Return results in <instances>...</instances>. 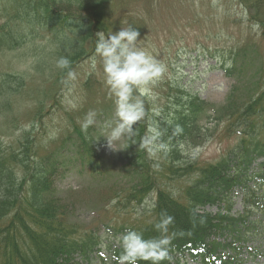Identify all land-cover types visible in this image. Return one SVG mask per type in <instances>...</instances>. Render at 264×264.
I'll list each match as a JSON object with an SVG mask.
<instances>
[{"label":"trees","instance_id":"16d2710c","mask_svg":"<svg viewBox=\"0 0 264 264\" xmlns=\"http://www.w3.org/2000/svg\"><path fill=\"white\" fill-rule=\"evenodd\" d=\"M17 2L16 19L24 22V27L48 29L51 35L59 28L60 31L62 28L72 30L71 36L61 33L56 40L59 44L55 56L70 61L68 69L58 68V75L67 74L81 59L94 52L96 32L108 33L114 28L107 11L109 0ZM254 20L264 27L263 20ZM14 36L10 30L9 33L0 31V45L12 47ZM88 39L93 42L90 51L85 45ZM233 54L229 66L223 67L226 75L235 77L224 104L211 107L194 95H184V102L172 104L169 117L165 119L166 112L161 122L164 133L161 140L166 148L156 155L150 156L147 150L139 147L147 130L155 124V116L150 102L139 96L138 90L134 92V97L143 101L145 116L134 126L135 135L123 142L121 169L136 180L120 183L110 202L115 200L114 208L119 207L122 214L129 213L135 204L141 208L130 220L103 223L107 233L103 237L98 234L99 229L80 233L72 222V206L58 197L53 186L54 176L66 164L61 155L67 149L71 152L68 164L74 165L78 160L80 166L87 165L93 173L105 171L95 159L98 146L95 126L85 132L80 124L74 123L70 135L60 139L58 150L43 154L38 152L43 139H52L44 138V126L39 132H35L33 125L28 130L22 129L13 143L3 144L0 140V264H80L74 260L76 253L85 260L90 251L103 241L109 242L110 237L111 241L120 240L118 246L108 243V252L116 264L123 254L122 235L134 230L142 233L145 239L160 236L154 225L162 213L170 216L172 222L166 233V256L159 264H170L175 255L189 250L200 256V264H236L234 256L221 258L232 243L220 242L216 236L227 231L235 237L229 236L232 240L239 239L242 237L240 229L244 232L249 222L253 229L264 227V160L258 163L256 171L248 173L250 165L264 157V61L258 53L250 57L244 54L239 59ZM256 61L260 66L252 72ZM245 70L249 71L248 75ZM22 86L20 75H0V93L14 95ZM83 86L90 99L92 81L87 79ZM181 94L176 95L177 100L184 97ZM10 111V101L0 103V112L5 117ZM201 119H213L222 125V138L236 137V142L214 162L183 157L184 148L181 147L200 139ZM12 121L16 122L14 118ZM187 176H192L191 182L181 189V196H174L175 186L169 188L170 183ZM235 186L244 192V212L238 217L230 215L231 207L227 205ZM152 192L156 196L153 205L142 206V201ZM207 204H215L221 211L214 215L198 211ZM257 208L261 209V214L250 220L249 215ZM139 264L150 262L142 260Z\"/></svg>","mask_w":264,"mask_h":264},{"label":"rangeland","instance_id":"374dc122","mask_svg":"<svg viewBox=\"0 0 264 264\" xmlns=\"http://www.w3.org/2000/svg\"><path fill=\"white\" fill-rule=\"evenodd\" d=\"M17 3V0H0V31L10 30L16 38L12 47L0 45V75L15 74L23 78L22 89L14 95L0 93V103L7 100L12 105L7 117L0 112V140L3 144L13 143L22 129L28 130L33 125L35 132H39L44 126L46 135L42 133L41 137L52 139H43L38 152H55L60 139L70 135L74 123L80 124L89 110H95L98 114L95 139L99 144L95 159L105 171L93 173L88 166L79 167V161L71 167L68 156L62 154L66 165L56 175L54 184L58 197L72 206V221L78 228L97 229L103 221L116 220L115 212L119 209L113 208L110 200L120 183L129 181L121 169V149L109 150L105 146L106 137L100 136L102 125L113 118L115 111L102 66L97 58L93 68L95 52H91L70 70L74 78H69L68 73L58 75L56 40L61 33L71 36L72 30L59 28L51 35L48 29L26 28L24 22L16 19ZM107 11L114 22L109 32L134 25L140 33L138 46L164 67L153 85L139 90L150 102L155 116L153 127L161 132V138L164 137L161 122L169 117L172 104L186 100L184 95H197L215 106L223 103L234 77H226L221 66H229L233 50L250 51V57L255 55L257 47L264 55V28L253 20L264 21V0H109ZM92 43L86 40L89 51ZM87 79L93 86L90 99L83 86ZM178 93L184 96L180 100L176 97ZM214 125L213 122L201 125L205 131L201 132L199 146L189 143L184 149L188 158L211 162L236 142L234 135L222 138V125L213 130ZM233 200L234 210L240 211L238 195ZM206 209L216 211L215 207ZM119 212V220L134 217L132 210L127 214ZM247 255L243 253V264H264V255Z\"/></svg>","mask_w":264,"mask_h":264},{"label":"clouds","instance_id":"9594fccd","mask_svg":"<svg viewBox=\"0 0 264 264\" xmlns=\"http://www.w3.org/2000/svg\"><path fill=\"white\" fill-rule=\"evenodd\" d=\"M140 36L137 28L128 25L122 26L118 31L105 33L103 30L95 33V54L92 59L93 68L96 67L97 58L104 73V83L110 97L115 104L113 118L105 121L100 136L106 137V147L109 150L123 149L122 141L135 135V125L145 116L143 101L134 97L136 90H146L153 85L164 71L155 57L138 46ZM59 69H68L70 61L66 57L57 60ZM75 74L68 71V77ZM97 112L89 110L80 122L81 130L87 131L97 122ZM99 136V137H100ZM98 137V138H99ZM161 132L155 127L149 128L139 142V147L155 155L165 149L160 142ZM128 147V146H127ZM195 151L193 156H195ZM172 218L166 213L154 227L161 234L158 237L145 239L142 233L128 231L121 237L123 254L122 264H139L140 261H149L150 264H159L166 256L165 245L168 244L166 233Z\"/></svg>","mask_w":264,"mask_h":264},{"label":"bare ground","instance_id":"6f19581e","mask_svg":"<svg viewBox=\"0 0 264 264\" xmlns=\"http://www.w3.org/2000/svg\"><path fill=\"white\" fill-rule=\"evenodd\" d=\"M61 173H62V171H61Z\"/></svg>","mask_w":264,"mask_h":264}]
</instances>
